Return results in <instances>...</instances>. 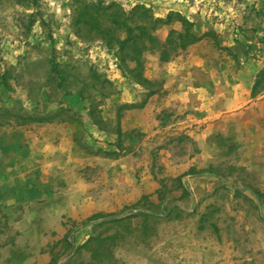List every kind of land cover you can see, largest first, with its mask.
Segmentation results:
<instances>
[{
	"label": "rangeland",
	"instance_id": "rangeland-1",
	"mask_svg": "<svg viewBox=\"0 0 264 264\" xmlns=\"http://www.w3.org/2000/svg\"><path fill=\"white\" fill-rule=\"evenodd\" d=\"M95 1L126 10L144 5L157 18L179 13L205 38L167 63L145 54L139 84L136 63L78 37L72 0H0V110L50 119L0 126V264H264V206L246 201L258 205L251 190L264 195L261 178L230 160H202L203 148L211 157L225 151L227 138L214 146L197 140L204 132L214 137L199 121L213 119L215 109L241 115L264 106V82L253 96L264 68V0ZM180 28L174 22L156 36L165 45ZM54 63L66 77L60 88ZM190 74L194 87L184 77ZM198 88H205L201 97ZM128 112L147 125L123 130ZM28 127L31 141H15L14 131ZM43 129L66 133L79 159L93 158L95 166L77 169L87 185L103 181L105 188L109 160L122 158L136 188L150 192L117 210L83 208L85 187L83 199L65 193L68 184L55 176L59 162L36 159L42 152L32 140ZM44 155L59 156L54 148ZM44 171L56 184L41 193ZM161 195L168 217L158 207Z\"/></svg>",
	"mask_w": 264,
	"mask_h": 264
},
{
	"label": "crops",
	"instance_id": "crops-1",
	"mask_svg": "<svg viewBox=\"0 0 264 264\" xmlns=\"http://www.w3.org/2000/svg\"><path fill=\"white\" fill-rule=\"evenodd\" d=\"M184 77L188 80L189 85H191L192 87L195 86V82L193 80L194 75L190 74L188 77ZM194 91L188 90L185 94L189 95V97L196 96V94H192ZM212 91L214 92V90H210V92ZM198 92V96L201 97V94L205 92V88H198ZM219 108L220 109H215L213 111V119H206L203 117V119L199 121L207 122V126L214 129V137L210 136L209 133L204 132L203 134L198 136L197 140L201 145H204L205 142L210 141L214 146L218 144L221 139L223 140L227 138L230 144L229 147L225 149V151H214L212 157L208 155L207 150L203 148L202 160L220 162L230 160L231 162H234L239 166L251 168L252 170H255L257 172V175L261 178V187L264 188V106L256 108L249 107L246 109L245 113L241 115L231 113L229 115L225 114L224 116H222V112H229L230 110H225L226 108L223 110L222 107ZM133 114H135V120H130V117H132ZM215 119H217V121H215ZM146 125L147 124L143 123L140 115H136L135 112H128L121 121V127L123 130L140 128ZM225 129L229 130L227 136L225 134L219 135L218 132ZM45 130L43 129V131L40 132L39 135H37V138L32 140V148H34L33 150L42 152L40 154H37L38 156L36 157V159L43 162L45 161V163L59 162V170L58 172H54L55 176L58 177V179H64L68 184V188H63V191L65 193L71 195V192H74L80 196L83 190L82 187H85L83 190V194H85V200L81 203L83 204V208L92 209L94 210V212L109 209L117 210L118 208H122L128 202H132L140 198L143 193L150 192L149 189L143 190L136 188L133 181L128 177L129 170H126V167H124L122 158L109 160L112 163L113 168L112 174L106 173L107 177L105 178V188H103V181H96L91 185H87L83 180L84 177L81 174L79 175L77 173V169L79 166H95V164L93 163V158L87 157L86 159H79L77 148L72 143L71 138H67L69 142L67 143L66 141L65 143V138L67 137L66 133H62V131H59V133L54 132L53 134H49ZM239 130L243 131L242 133H240V135H238ZM31 131V127L25 129L17 128L14 132L15 135L19 136V139H15V141H21L22 139L31 141V138L34 134ZM251 138L254 139L252 143L249 142V139ZM53 148L54 151H58L59 156L54 155L53 159H51V156H48L46 158L44 153H47V151H51V149ZM236 152H240L243 155L241 157L234 156ZM98 159L99 158H95L94 160ZM62 164H64V167L68 164L69 169L67 171L63 170ZM108 176H112L113 179H111L110 181L107 180ZM25 178H27L26 175ZM54 178L55 177L51 173H47L44 171V176L40 180L41 184H44L43 188L41 189V193L46 191L45 187H47L48 185L56 184ZM77 181L78 185L73 184ZM107 182H109V185H107ZM108 188L112 189L108 190ZM101 194L103 196H100ZM109 194L112 195L110 198L107 197V195ZM95 195H97V199L95 198ZM79 199H83L82 196H80Z\"/></svg>",
	"mask_w": 264,
	"mask_h": 264
},
{
	"label": "trees",
	"instance_id": "trees-1",
	"mask_svg": "<svg viewBox=\"0 0 264 264\" xmlns=\"http://www.w3.org/2000/svg\"><path fill=\"white\" fill-rule=\"evenodd\" d=\"M73 21L79 38L86 42L98 41L104 43L108 48L118 52L120 60L124 62L136 63V68L132 71L133 78L137 83L145 82L142 78V58L145 54L159 55L160 62L167 63L173 55L185 51L188 47L199 43L205 35H199L195 24L185 16L171 12L166 18H157L151 8L144 5H136L131 10L124 9L116 2L104 3L95 0H72ZM179 23L180 30H171L165 45L156 36V32L172 23ZM58 65L54 63L53 70L57 74L59 81L57 87L60 88L66 77L58 73ZM52 70V72H53ZM264 82V68L259 72L257 81L253 88V96ZM8 117L1 115L0 126L15 123L24 126L29 123L49 122L50 119H43L24 115L13 114L8 110H0ZM222 189H227L225 186ZM222 189H216L214 195ZM258 205L246 197V201L251 202L253 208L259 210L264 206V195L257 190H251ZM239 191L234 196H238ZM233 196V198H235ZM167 198L161 195L158 207L162 214L169 216L166 206Z\"/></svg>",
	"mask_w": 264,
	"mask_h": 264
}]
</instances>
